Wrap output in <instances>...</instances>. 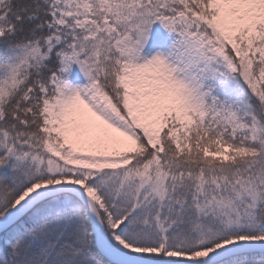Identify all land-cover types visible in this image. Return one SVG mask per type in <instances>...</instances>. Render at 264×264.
<instances>
[{
    "label": "snow or ice",
    "instance_id": "obj_1",
    "mask_svg": "<svg viewBox=\"0 0 264 264\" xmlns=\"http://www.w3.org/2000/svg\"><path fill=\"white\" fill-rule=\"evenodd\" d=\"M0 264H264V0H0Z\"/></svg>",
    "mask_w": 264,
    "mask_h": 264
}]
</instances>
